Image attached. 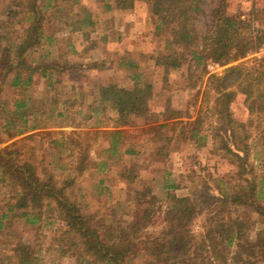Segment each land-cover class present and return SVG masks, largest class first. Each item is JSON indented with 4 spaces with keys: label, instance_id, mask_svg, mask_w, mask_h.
Returning a JSON list of instances; mask_svg holds the SVG:
<instances>
[{
    "label": "trees",
    "instance_id": "1",
    "mask_svg": "<svg viewBox=\"0 0 264 264\" xmlns=\"http://www.w3.org/2000/svg\"><path fill=\"white\" fill-rule=\"evenodd\" d=\"M96 1L101 13L129 11L136 2L150 7L157 20L156 30L167 33L164 47L155 57L166 76L189 61L196 63V68L204 66L206 59L225 66L222 73L210 74L204 69L207 81L194 119L190 113L167 106L163 121L150 127L153 142L159 143L158 154L168 157L175 140H194L202 147L213 138L215 151H225L233 160L241 158L233 141L240 125L231 117L230 106L236 95H244L251 120L259 119L256 128L264 125V58L240 61L264 44V7L254 8L250 17H243L227 10L225 0H220L202 32L203 0ZM80 3L81 0H15L0 16V111L6 115L4 130L9 138L22 136L0 148V239L14 243L17 252L12 257L0 253V264H46L53 251L58 257L75 256L79 264H258L264 258V228L256 231V237H250L248 231L255 227V220L249 213L264 216V174L258 173L254 164L247 165V172L238 171L235 183L233 179H215L216 190L211 195L201 193L200 198L192 193L178 195V185L165 179L161 184L166 192L163 204L153 186L139 181L141 174L135 159L140 151L124 129L147 115L150 84L132 92L100 87L91 94L88 90L77 91L74 86L70 96L75 101H63L66 88H62L66 84L59 89L61 81L55 75L95 65L64 55L54 57L51 51L43 50H39L35 62L28 61L29 52L37 51L43 39L50 45L57 44L58 32L46 34V24L51 21L60 23L61 34L89 37L90 30L97 28V17L80 8ZM67 44L76 52L72 42ZM39 74L44 78L46 92H50L45 102L28 93L37 84ZM10 78L11 86L23 94L7 109L4 90ZM210 113L218 116V126L211 121ZM63 119H73L82 128L91 125L104 129L91 132L93 138L88 137L89 131L54 130ZM99 135L108 140V147L103 149L106 157L96 159L90 156L87 146ZM258 135L264 147V128ZM37 137L48 139V148L53 152L52 160L43 168L36 163V156L33 161L31 155L27 156V141ZM3 142L0 133V145ZM78 145L84 148L77 155ZM128 156L131 163L126 164ZM112 166L119 168L120 178L133 185L130 211L127 219H108L110 225L104 228L86 216L71 188L85 173H102ZM105 181L101 178L98 183L102 192L108 189ZM225 186L230 189H223ZM211 199L213 209L199 238L192 226L200 216L201 201L204 204ZM244 207L250 209L244 219L233 214ZM158 213L163 216V228L158 234H150L148 229L157 223ZM56 222V232L46 246L45 236L39 234ZM18 224L22 232L17 238L12 228ZM26 230L36 231V244L22 242ZM51 258L57 259L53 255Z\"/></svg>",
    "mask_w": 264,
    "mask_h": 264
},
{
    "label": "rangeland",
    "instance_id": "2",
    "mask_svg": "<svg viewBox=\"0 0 264 264\" xmlns=\"http://www.w3.org/2000/svg\"><path fill=\"white\" fill-rule=\"evenodd\" d=\"M219 2L220 0H203V8L205 12L200 18V30L202 32H205L206 26L212 19V11L219 4ZM142 3L145 6L141 4L136 6L135 4L136 8L134 6L132 9L134 11L126 14L125 16H113L109 13L102 15L99 12L100 4L96 0H81L80 8L90 10L97 17V28L95 30L91 29L93 39H96V41L100 42L101 45L104 43V35H108V39L110 40L109 35L111 33V42L115 40V42H119L121 45V48L115 47V49L119 50L121 55L125 54L126 51L131 50L132 52H136V55L137 53H140L141 64L145 62L146 67L142 65L140 69L136 70L130 69L129 67H125L127 68L125 70H117L115 67H110L109 64H112V60L114 62L120 61V56L114 55V49H110L108 46H99V43L96 44L92 41L88 42V40L84 42V47L80 44L78 46L79 49L76 48V52H74L67 44V42L71 40V36L65 33H60L61 27L57 20L46 24V34L50 35L53 31L59 33L60 36L58 37L57 44L55 43L50 45L45 38L40 42L37 51L31 50L29 52L27 59L29 62H35L40 55L39 50H43L46 52L51 51L54 57L64 55L68 58L73 57L75 61L92 63L96 66L99 65V68L94 66L89 70H72L61 75L63 81H61L60 85H58V88L61 89L64 84L69 83L62 88H66V91L63 92L62 100L69 102L75 101L74 97L70 96L72 91L69 88L71 84L69 78H85V80H81L83 86L80 87V92H82L89 89H96V87L99 86L98 81H101L102 76L116 75L119 72H122L124 75L131 73L141 74L142 77L140 80H142L141 84L143 87V85L145 86L148 82L147 75L144 73H153V76L155 77L154 79L156 80L155 87L157 88L158 93H161L159 99L156 100L152 98L151 101L153 102L150 101L147 104L148 109L151 107L149 109L151 112L148 111L149 113H147L145 117L138 118L132 125L124 127V129L127 131L129 141L135 143V147L140 151L138 157L135 159L138 163L141 174L139 181L153 186L154 191L162 200L163 204L166 199V192L162 189L161 184L164 183L163 181L165 179H168L170 183L174 182L178 185V188L175 190V193L178 195H188L189 193H192L200 198L201 193H208L211 195V191L216 190L217 185L215 183V179H233L232 183H235L236 180H238L235 175L240 170L243 172L249 171L250 167H247L249 164H254V169L258 173L264 174V147L262 142L259 141L258 135L260 129L264 128V125L261 126L260 129L256 128L259 123V119L254 118L251 120L249 110L246 106L245 96L242 94L236 95L232 105L230 106L231 117H233L234 120H237L240 125L237 127V137L233 141L235 142V147L241 152V158L233 160L225 154V151H215V139L213 140V138H211L210 141H207V143L202 147H198L197 142L194 140H188L186 142L178 140L171 144L170 155L168 157L165 158L164 156L158 154L157 150H159V143L153 142V132L150 130V127L154 125V123L159 122V119H161L157 114L159 113L158 111L164 107V105L165 107L168 105L172 109L183 111V114L190 113L192 115L191 119H194V117L197 116L202 102V92L207 81L206 72L210 74L222 73L225 66L220 65V70L216 72L211 71L208 68V64L212 62L210 59H206L204 61V66L206 65L205 67L200 66L198 68H196V63L189 61L185 63L180 70H173L167 76L159 67L155 68L153 65V67L150 66L148 64V56L151 55L150 58L152 59L153 56L156 57L158 55L164 47L167 33L163 31L158 32L156 30V17L152 14L150 7L145 2ZM14 4L15 0H0V16L7 6ZM225 4L227 6V10L235 14L242 15L243 17H250L254 8L264 7V0H225ZM1 20L2 19L0 17V26L3 25ZM255 26H259L258 22ZM123 31L125 34H122ZM120 34H122V36H120ZM74 36L75 35L72 37ZM78 40L79 39H72L74 43L78 42ZM136 45H138V47H136ZM254 58H264V55H249L240 61H252ZM149 63L152 64L153 62L149 61ZM204 69L206 71V75H203ZM37 78V84L34 88H32V90H28V93L38 97V100L45 102L47 97L50 96V92H46L43 82L44 78L42 75L39 74ZM142 78H144V80ZM67 91L68 94L66 93ZM22 94L23 92L21 90L15 89L11 86L10 78L6 83L4 90V96L6 97V100H8L7 103L9 104L7 109H10L14 99L18 96H22ZM149 99L147 100L149 101ZM152 103L154 107L152 106ZM210 115L213 124L218 126V116H212L211 113ZM224 121L225 123H228L229 119L225 118ZM61 123L68 125L71 123L74 124V121L73 119H63ZM5 124L6 115L2 114L0 111V133L4 140L3 144L0 145V148L6 145L10 139L8 132L4 130ZM88 137L93 138L91 132ZM47 140L48 139L44 140L37 137L36 139L27 141V143H29L27 147V156L29 157L31 155L29 158L32 161L36 156L38 159L36 163L40 168H43V165H48L53 158L52 148H48ZM80 142L83 145L85 144V141L82 139ZM83 145H78L79 148L76 151L77 155L78 151H80L81 148H84ZM107 147L108 140L106 138L101 139V141H92L90 142V145L87 146L91 152L90 156L96 159L106 157L107 154L103 152V149ZM32 153L35 155L32 156ZM130 159V156L126 157L124 159V163H131ZM48 169L51 171L53 169V165L48 166ZM92 171L93 174L85 173L83 177L78 179L76 184L71 188V193L76 195L78 201L82 204L86 216L89 217V219H91L93 224L96 226L104 228H107L110 225V222L108 221L110 218H116L118 220L129 218L127 213L130 211V191L132 190L133 185L127 180L119 177V168L117 166H112L108 171H103L102 173H96L95 170ZM101 178L106 179L104 185H107L108 187L107 190L103 189V192L100 191L101 187L98 186ZM153 178H155V181H151ZM223 189H230V187L225 186ZM203 201H201L200 204V216L196 219L192 226L194 233L199 238H201V235L205 232L204 224L207 223L210 217V212L213 209L212 203L214 202V200L211 199L203 204ZM218 205H220V203H218ZM248 211H250V209L244 207L237 209V211L233 214L235 216L240 215L244 219L245 216H247ZM249 214L252 219L255 220V227L253 230H249L248 234L250 237H256V231L260 228H264V216H259L255 213ZM162 217V214H157V223L148 229L150 234H158V232L163 228ZM58 224L59 222H56L53 227H46L45 231L39 234L45 236L44 243L46 246L50 244V239L53 237V233L56 232V226ZM12 230L14 231L15 237L18 238L22 232V226L18 224L12 228ZM22 236L23 243L27 245H29L28 243L36 244V231L26 230L23 232ZM40 243L43 244V241ZM15 247L14 243L5 239H0L1 255H10L11 257L14 256L17 253ZM52 255L57 259L53 260V258H51ZM261 259L263 260L258 264H264V258L261 257ZM45 263L79 264L77 257L72 255L58 257V254L54 251L48 255ZM208 264L216 263L209 262Z\"/></svg>",
    "mask_w": 264,
    "mask_h": 264
},
{
    "label": "crops",
    "instance_id": "3",
    "mask_svg": "<svg viewBox=\"0 0 264 264\" xmlns=\"http://www.w3.org/2000/svg\"><path fill=\"white\" fill-rule=\"evenodd\" d=\"M138 4H141V5H143V6H145L142 2H136V6L138 5ZM136 6H135V8H136ZM147 6V5H146ZM139 7V6H138ZM134 10H132V11H123V10H114V11H112V12H108L109 14H112L113 16H125L126 14H129V13H131V12H133ZM101 13V12H100ZM108 13H101L102 15H106V14H108ZM142 20H144V19H142ZM95 30V29H94ZM91 32H90V35H89V37L88 38H86V37H83V36H81L80 34H77V33H75V34H72V33H70V32H65V34H68L69 36H71V40L69 41V42H72V44H73V46H74V48H75V50H76V48H78V46L80 45V44H82V46L84 47L85 45H83L84 44V42H86V40H88V42L89 41H92L93 43H96V44H98L99 43V46H108V48H110V49H114V55H119L120 56V61L119 62H117V61H113L112 60V64H109V66L110 67H115L117 70H125V69H127V68H125V67H129L130 69H140V67L143 65L144 67H146V63L144 62L143 64H141V61H140V59H141V56H140V53H137V55H136V52H132V50L131 51H126L125 52V54H122L121 55V53L119 52V50L118 49H115V47H120L121 48V45L119 44V42H115V40L113 41V42H111V40H112V38H111V33H110V35H109V37H110V40L108 39V35H104L105 37H104V43L103 44H101L100 45V42H98V41H96V39H93V37H92V30H90ZM122 34H125L124 33V31H123V33ZM122 34H120V36H122ZM73 35H75L74 37H72ZM72 39H79L78 40V42H76V43H74V41H72ZM116 41H118V40H116ZM136 47H138V45H136ZM70 48H72L71 46H70ZM79 49V48H78ZM121 50V49H120ZM126 50H128V49H126ZM130 50V49H129ZM139 50V49H138ZM125 51V50H124ZM111 56H113L112 54H110ZM139 56H140V58H139ZM149 57V60H148V64L150 65V66H154L155 68H157V67H159L162 71H164L165 69H164V67H162V66H158L157 64H156V62H155V57L153 56L152 57V59L150 58L151 57V55L150 56H148ZM149 61H152L153 63L151 64V63H149ZM80 62H82V61H80ZM82 63H84V64H92V63H86V62H82ZM95 65V64H94ZM114 65V66H113ZM96 66V65H95ZM107 66H108V63H107ZM152 66V67H153ZM96 67H98L99 68V65H97ZM90 68H86V69H74L75 71H77V70H79V71H81V70H89ZM64 73H58V74H56L55 76L56 77H58L59 78V80L60 81H63L62 80V78H61V75H63ZM75 74V73H74ZM144 74H146L147 75V78H148V82H147V84L146 85H148V84H150V88H151V95L148 97V99H149V101L147 100V104H148V102H150L151 101V99L153 98V99H159V97H160V95H161V93H158V90H157V88L155 87V85H156V80L154 79L155 77L153 76V73L152 74H148L147 72L146 73H144ZM142 77V75L141 74H135V73H131V74H128V75H124V74H122V72H119V73H117L116 75H110V76H102L101 77V81H98L99 82V86H97L96 87V89H89L88 90V94H91L92 92H97L98 90H99V88L101 87H103V88H106V89H108V88H116V89H119L121 92H132V91H134L137 87H140V86H142V84H141V81L142 80H140V78ZM83 78V79H82ZM143 80H144V78H142ZM69 80H70V90H72L73 88H74V86H76V89H77V91H79V89H80V87L81 86H83L82 85V82H81V80H85V78L84 77H78L77 79L76 78H69ZM97 82V81H96ZM80 83V84H79ZM69 83H66V85H68ZM144 86V85H143ZM151 102H153V101H151ZM155 102V101H154ZM152 106H153V103H152ZM168 106V105H167ZM167 106L165 107V105H164V107H162L158 112L159 113H157L159 116H160V118L161 119H159V122H156V123H161L162 121H163V118H162V114H163V112L167 109ZM154 107V106H153ZM151 108V107H150ZM149 108V109H150ZM84 109V111L86 110V107L85 108H83ZM148 109V111L149 112H151V110H149ZM153 110H155V109H153ZM156 111V110H155ZM86 112V111H85ZM148 112V113H149ZM194 117V116H193ZM195 118V117H194ZM155 124V123H154ZM104 128H101V129H98V128H95V127H91V125L89 126H85V127H78V126H76V123H74V124H68V125H64V124H60L59 126H57V127H55L54 128V130H77V131H89V132H93L94 130H103ZM104 136H102V135H99V137L97 138V141H101V139H104L103 138ZM17 138L18 137H15V138H12V139H9V142H7L6 144H8V143H11V142H13L14 140H17ZM20 138H22V136H19V138L18 139H20ZM175 141H178V140H175ZM174 141V142H175ZM156 143V142H155Z\"/></svg>",
    "mask_w": 264,
    "mask_h": 264
},
{
    "label": "built area",
    "instance_id": "4",
    "mask_svg": "<svg viewBox=\"0 0 264 264\" xmlns=\"http://www.w3.org/2000/svg\"><path fill=\"white\" fill-rule=\"evenodd\" d=\"M254 54H258V55H260V54H263L264 55V44L258 49V51H256L255 53H252V54H250V55H254ZM208 68L211 70V71H219L220 70V68H221V66L218 64V63H214V62H210L209 64H208Z\"/></svg>",
    "mask_w": 264,
    "mask_h": 264
}]
</instances>
